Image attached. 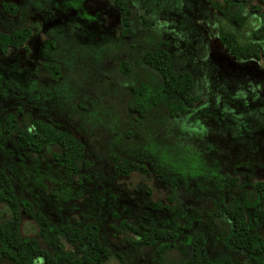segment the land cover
I'll return each mask as SVG.
<instances>
[{
	"label": "rangeland",
	"instance_id": "374dc122",
	"mask_svg": "<svg viewBox=\"0 0 264 264\" xmlns=\"http://www.w3.org/2000/svg\"><path fill=\"white\" fill-rule=\"evenodd\" d=\"M14 1L15 13L0 9V29L26 23L30 35L25 50L0 54V115L24 105L54 127L71 130L94 159L89 178L79 180L39 152L18 147L0 127V166L15 190L53 219L98 222L103 240L129 255L130 264H147L149 250L139 258L110 232L113 211L129 220L175 225L182 250L193 227L204 230L209 244V224L198 209L223 199V176L236 175L241 185L264 180V58L233 59L216 36L205 0H127L132 15L143 14L163 35L175 68L192 73L199 97L161 125L160 105L141 117L125 107L132 79L117 65L126 39L119 36L120 16L111 0ZM253 1L264 13V0ZM253 24L249 20L245 29ZM200 32L206 47L201 59ZM45 37L51 45L43 44ZM46 60L59 63L62 73L55 81L39 67ZM128 63L134 69L136 63ZM109 150L144 163L148 171L119 175ZM38 179L55 194L38 190ZM151 200L168 208L157 209ZM5 212L0 203V219ZM20 226L22 234L34 233L30 219L22 218Z\"/></svg>",
	"mask_w": 264,
	"mask_h": 264
},
{
	"label": "trees",
	"instance_id": "16d2710c",
	"mask_svg": "<svg viewBox=\"0 0 264 264\" xmlns=\"http://www.w3.org/2000/svg\"><path fill=\"white\" fill-rule=\"evenodd\" d=\"M111 3L120 16L119 36L126 39L122 47L124 56L117 65L132 79L128 83L131 96L125 107L141 117L146 110L160 105L165 111L160 121L163 125L199 99L193 92L192 73L175 68L163 35L143 14L132 15L127 0H111ZM205 3L212 11L210 18L218 40L233 59L264 58V13L256 2L205 0ZM0 9L15 13L18 5L1 1ZM163 9L174 14L173 9ZM249 20L254 24L245 29ZM29 34L26 23H17L9 30L0 29V54H6L9 49L25 50ZM202 37L200 32L196 38L200 43L196 49L199 59L206 51ZM43 44L52 43L45 37ZM129 60L136 63L134 69L130 68ZM39 67L52 81L62 73L54 60L42 61ZM0 118L1 130L11 134L18 147L39 152L64 171L75 173L79 180L89 178L94 159L87 155L83 141L71 130L54 127L24 105L2 112ZM107 158L122 176L148 171L144 163L112 150L107 152ZM223 183V199H210L209 204H201L198 209L209 224V244L204 230L193 227L190 242L182 250L175 225L129 220L115 211L108 228L112 234H119L126 249L134 250L139 258L144 259L145 250H149L147 264H264V180L241 185L236 175H225ZM35 186L50 196L55 194L45 180H36ZM0 203L6 210V216L0 219V264H106L111 259L115 264H130L129 255L111 248L103 240L98 222L49 217L39 202L15 190L11 174L1 166ZM151 205L168 208L159 200H151ZM24 217L33 223L34 233H21L20 222Z\"/></svg>",
	"mask_w": 264,
	"mask_h": 264
},
{
	"label": "crops",
	"instance_id": "0c3cea01",
	"mask_svg": "<svg viewBox=\"0 0 264 264\" xmlns=\"http://www.w3.org/2000/svg\"><path fill=\"white\" fill-rule=\"evenodd\" d=\"M1 1H6V2H11V3H15L16 4V2L14 1V0H0V2ZM30 35V34H29ZM29 37V36H28ZM28 37L26 38V41H25V44L27 43V39H28ZM26 47H27V44H26ZM17 49H19V48H17ZM10 50V49H9ZM8 50V51H9Z\"/></svg>",
	"mask_w": 264,
	"mask_h": 264
}]
</instances>
